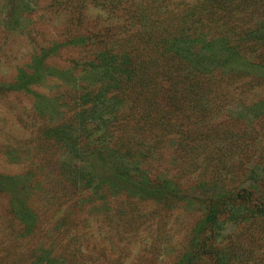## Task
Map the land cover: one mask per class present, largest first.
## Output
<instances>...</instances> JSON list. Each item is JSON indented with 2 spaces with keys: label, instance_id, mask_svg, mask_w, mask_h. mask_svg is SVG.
Segmentation results:
<instances>
[{
  "label": "rangeland",
  "instance_id": "obj_1",
  "mask_svg": "<svg viewBox=\"0 0 264 264\" xmlns=\"http://www.w3.org/2000/svg\"><path fill=\"white\" fill-rule=\"evenodd\" d=\"M68 18L53 0H0V264H264V60L221 48L209 71L244 83L210 121L181 123L194 144L169 135L130 162L112 152L109 115L69 131L84 107L59 99L92 74L56 44ZM250 18L264 48V13ZM101 19L87 7L73 33Z\"/></svg>",
  "mask_w": 264,
  "mask_h": 264
},
{
  "label": "trees",
  "instance_id": "obj_2",
  "mask_svg": "<svg viewBox=\"0 0 264 264\" xmlns=\"http://www.w3.org/2000/svg\"><path fill=\"white\" fill-rule=\"evenodd\" d=\"M53 2L69 13L67 28L56 44L62 43L68 50L80 49L92 74L88 82L76 84L69 92L70 99H59L61 106L72 101V111L84 107L78 114L74 111L69 131L73 133L81 125L82 129H97L100 122L103 124V114L109 115L105 124H113L118 134L111 144L112 152L130 162L147 156L154 141L169 135L178 134L187 147L194 144L193 132L184 130L181 123L202 125L210 121L231 99V87L244 83L245 78L231 72L209 71L221 48L228 51L226 61L246 57L264 60L260 35H249L245 27L249 17L264 13V0ZM87 7L101 14L100 26L85 36L73 33L76 20H82ZM60 141L55 132L46 137L51 147ZM99 164H103L102 157ZM97 165L89 164L93 170ZM207 206L211 220L219 204L211 200Z\"/></svg>",
  "mask_w": 264,
  "mask_h": 264
}]
</instances>
